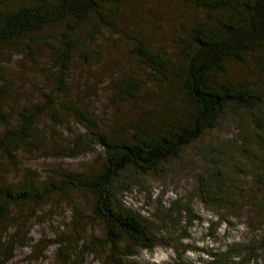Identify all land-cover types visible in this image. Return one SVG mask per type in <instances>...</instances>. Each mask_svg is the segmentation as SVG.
Listing matches in <instances>:
<instances>
[{"label":"rangeland","instance_id":"obj_1","mask_svg":"<svg viewBox=\"0 0 264 264\" xmlns=\"http://www.w3.org/2000/svg\"><path fill=\"white\" fill-rule=\"evenodd\" d=\"M25 4L27 0H0V6L8 8ZM116 4L115 26L103 27L93 38L91 26L74 32L80 40L65 91L57 89L53 75L54 47L60 46L64 28L46 29L41 35L48 42L35 44L32 52L27 42L22 47L0 46L4 114L0 115V136L9 124L18 123L19 110L44 104L46 93L54 96L58 114V119L51 113L38 118L31 141L17 152L16 163L0 150V186L18 185L27 176L36 185L60 182L62 171L91 174L103 165V148L66 109L70 103L90 114L100 130L117 137L131 135L136 125L149 128L147 124L159 123L166 100L181 104L176 90L155 80L152 71L132 53V41L137 37L157 51L176 55L181 38L202 19L201 11L180 0H114L111 6L116 9ZM225 75L249 80L264 100V63L258 58L229 62ZM130 79L145 81L136 97L118 91L117 83ZM242 112L224 115L218 127L167 166L126 178L119 199L148 217L159 239L153 249L133 248L135 255L126 259L127 264H243L240 246L225 262H217L213 256L231 244L256 243L264 235V213L254 203L259 200L249 196L254 191L264 200V172L254 157L258 155L256 140L248 143L253 151L243 149L249 123ZM215 148L224 154L220 164L209 157V150ZM213 164L219 166L216 171L227 173L226 182L240 187L235 190L231 213L209 193L204 195L205 172ZM95 200L88 191L65 188L38 206L31 203L14 209L0 233V264H113L103 242L104 223L93 218ZM11 244L12 256L6 261L5 250ZM262 245L257 261L250 264H264V242Z\"/></svg>","mask_w":264,"mask_h":264},{"label":"trees","instance_id":"obj_2","mask_svg":"<svg viewBox=\"0 0 264 264\" xmlns=\"http://www.w3.org/2000/svg\"><path fill=\"white\" fill-rule=\"evenodd\" d=\"M113 1L27 0V4L17 8L0 6V46L22 47L27 42L26 47L32 52L35 44L48 42L41 35L46 29L64 28L60 46L54 47L53 75L57 89L65 91L80 40L74 32L91 26L89 34L93 38L103 27L115 26L113 17L118 14L119 7L116 4L114 9L111 6ZM180 2L200 10L202 19L187 36L181 38L177 54L157 51L137 37L133 38L131 51L152 71L155 80L176 90L181 104L175 106L166 100L165 108L160 110L159 123L147 124L149 128L136 125V130L124 137L100 130L98 122L75 103L67 105L66 109L97 137L106 157L103 165L91 174L62 171L60 182L36 185L32 176H27L18 185L0 186V233L14 209L31 203L38 206L60 190L78 188L96 198L93 218L104 223L103 242L109 247L113 264H127L126 259L135 255L133 248L153 249L159 244V239L152 230L150 219L119 199V191L128 183L126 178H132V175L137 178L136 175H146L167 166L218 127L229 112H245L243 119L249 123V131L244 133L247 139L242 146L244 151L251 152L253 150L248 143L256 140L258 155L254 157L264 172L263 95L249 80H232L225 75L231 61L248 62L254 57L264 63V0ZM48 34L46 36H50ZM144 84L145 81L140 79L120 80L117 87L119 92L136 97ZM45 96L44 104L19 110L18 123L9 124V128L2 132L0 150L11 163H16L19 149L31 141L40 116L51 113L58 119L54 96L52 93ZM0 115H4L1 106ZM218 150H209V157H214V162L220 164L224 154ZM216 168L219 166L213 164L205 172L204 195L209 193L215 203L231 213L235 208V190L240 187L226 182L224 176L227 173L216 171ZM249 196L259 200L254 203L264 213V200L259 194L250 191ZM263 242L264 235L256 243L231 244L226 251H216L213 256L217 262H225L233 258L235 249L240 246L243 264H250L257 261V251L263 249ZM13 249L11 244L5 250L6 261L11 258Z\"/></svg>","mask_w":264,"mask_h":264}]
</instances>
